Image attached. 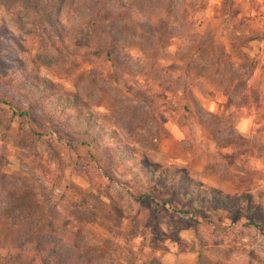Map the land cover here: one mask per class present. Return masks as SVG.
Wrapping results in <instances>:
<instances>
[{"label":"rangeland","instance_id":"obj_1","mask_svg":"<svg viewBox=\"0 0 264 264\" xmlns=\"http://www.w3.org/2000/svg\"><path fill=\"white\" fill-rule=\"evenodd\" d=\"M263 70L264 0H0V264L38 242L44 264H264ZM31 78L135 149L131 172L49 115ZM149 165L243 206L207 223L161 209Z\"/></svg>","mask_w":264,"mask_h":264},{"label":"trees","instance_id":"obj_2","mask_svg":"<svg viewBox=\"0 0 264 264\" xmlns=\"http://www.w3.org/2000/svg\"><path fill=\"white\" fill-rule=\"evenodd\" d=\"M41 83H43V86H41ZM24 88L34 100L39 101V104L49 115L56 116L57 120L66 126V129L71 130L75 128L77 135L90 137L92 143L104 153L105 158L110 164L114 166L117 164L127 166L126 168L131 172L128 164L136 159L135 149L123 144L115 131L107 129L103 123H97L93 115L92 119L91 117H83L82 123L80 116L77 120L70 117L68 111L77 110L80 107L77 99L52 98V90L49 83L46 81L42 82L36 78H31L30 83H25ZM0 103L10 108L12 107L11 102L6 101L4 97H0ZM28 115L29 113L25 111L19 114V116ZM59 115L64 117H59ZM75 122H78L77 127H74ZM141 174L144 176L146 185L154 192V195L164 198L158 205L161 209L178 207L179 213L190 214L191 216L198 214L205 223L209 222L207 221L209 214L217 216L218 219L226 218L231 220L236 215L237 209L243 206L240 198L226 196L213 188L203 187L182 170L170 169L159 165H149L146 169L141 170ZM155 179L165 184L167 188L161 189L158 186L155 187L153 183ZM149 197L146 191H144L137 198L138 200H143ZM213 202L218 206L215 211H211L210 209ZM243 210L245 211V209ZM247 211L249 212V208L248 210L246 209ZM237 216H243V211ZM196 224L198 225L197 222ZM43 246L44 244L40 245L39 242L36 243L34 248L17 246L14 247V253L20 261L26 259V264H35L36 262L44 264L41 256Z\"/></svg>","mask_w":264,"mask_h":264},{"label":"crops","instance_id":"obj_3","mask_svg":"<svg viewBox=\"0 0 264 264\" xmlns=\"http://www.w3.org/2000/svg\"><path fill=\"white\" fill-rule=\"evenodd\" d=\"M260 93H261V96H262L261 97L262 100H261L258 108H256V111H254L255 112L254 114H255V117H258V118H260L261 120L264 121V70H263L262 78H261ZM224 103H226V98L225 97H223L222 101H220V104H224ZM211 107H214L216 109L218 108L217 104H215L214 102H211ZM251 119L252 118H249L248 120L239 121L238 126H237V130H238L239 133L246 134L247 132H249L251 130L252 126H256V125H252L251 122L248 125H245V122H248ZM260 141H261L262 145L264 146V130L263 129L260 132ZM223 154L231 155L232 153H231V151H226V153H223ZM193 164H195V161L193 162ZM201 170H204V169L201 168ZM209 188H213L214 189L216 187H213L212 185H210ZM224 193H228V192L227 191H223V194Z\"/></svg>","mask_w":264,"mask_h":264}]
</instances>
